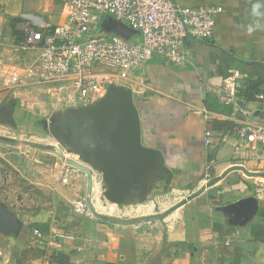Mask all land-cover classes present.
I'll return each instance as SVG.
<instances>
[{
  "label": "crops",
  "instance_id": "obj_1",
  "mask_svg": "<svg viewBox=\"0 0 264 264\" xmlns=\"http://www.w3.org/2000/svg\"><path fill=\"white\" fill-rule=\"evenodd\" d=\"M53 1L0 0V29L9 32L7 14L14 18L10 22L17 29L26 24L37 29L56 27L64 17ZM175 1L186 6L221 5L223 11L215 16L210 38L185 40L192 54L191 63L175 64L156 56L131 71L130 79L117 84L133 91L142 140L162 154L165 170H150L144 179L149 194L167 185L193 184L196 190L233 164L264 171V145L236 148L244 119L233 104L221 102L218 95L228 77L238 72L239 103L254 118L264 121V110L257 98L264 93V29L252 35L246 31L255 0ZM7 34L11 38L15 35ZM138 39L140 35L135 33L130 41ZM39 90L22 86L16 93L34 94ZM42 98L50 108L43 92ZM27 100L29 96L21 101ZM49 113L53 112L49 109ZM207 130L213 133L210 144L206 143ZM96 169L94 177L104 192L107 183L103 171ZM19 171L20 181L12 175L7 177V190L16 193V202L11 200V193L4 201L14 226L0 227L3 263L17 264L14 252L32 248L33 256L27 258L30 264H264V219L260 216L264 193L257 179L241 171L230 173L205 192L217 194L215 204L221 207L243 197H256L258 212H252L251 218L244 210L241 215L228 214L210 201L193 207L177 223L167 226L125 225L76 212L74 202L87 195V175L74 171L68 182H63L67 174L64 163H25ZM209 189L216 193H207ZM142 195L136 193L129 199L138 202ZM7 205H14L13 210ZM107 205L116 206L113 202ZM35 224H48V233L56 226L73 232L75 238L48 249L47 242L44 246L34 234ZM41 249L46 253L40 255Z\"/></svg>",
  "mask_w": 264,
  "mask_h": 264
},
{
  "label": "built area",
  "instance_id": "obj_2",
  "mask_svg": "<svg viewBox=\"0 0 264 264\" xmlns=\"http://www.w3.org/2000/svg\"><path fill=\"white\" fill-rule=\"evenodd\" d=\"M222 11L221 5L186 6L175 0H61L64 20L56 27L37 29L26 24L13 38L0 29V75L11 89H41L52 114L93 105L106 95L110 85L130 79L131 71L153 57L175 64L191 63L185 40L210 38L215 16ZM106 16L136 30L140 39L127 41L103 31L101 23ZM238 77L234 72L218 91L220 101L233 104L244 119L236 148L264 145V121L254 118L239 103ZM137 90L142 92V87ZM257 98L264 110V93ZM205 135L210 144L212 131L207 130ZM64 166L67 174L62 180L68 182L75 169ZM97 180L94 177V185ZM73 207L78 213L92 214L85 197L77 199ZM34 234L45 238L48 249L75 238L73 232L56 226L46 235L40 229H34Z\"/></svg>",
  "mask_w": 264,
  "mask_h": 264
},
{
  "label": "water",
  "instance_id": "obj_3",
  "mask_svg": "<svg viewBox=\"0 0 264 264\" xmlns=\"http://www.w3.org/2000/svg\"><path fill=\"white\" fill-rule=\"evenodd\" d=\"M101 27L103 31L120 35L127 41H130L128 37L137 33L136 30L112 16H106ZM12 113L13 107L8 111L7 116ZM51 119L53 120L52 131L67 148L80 153L85 160L93 162L90 164L101 168L107 183L104 195L110 202L122 204L129 202L131 200L129 198L133 194H143L147 172L153 169L158 173L165 170L162 154L145 145L142 140L140 113L130 88L112 84L106 95L95 104L54 113ZM0 140L56 151L63 159L86 173V202L92 215L99 219L123 224L165 217L230 173L241 171L247 176L264 177V171H251L242 164H233L163 211L122 217L100 211L95 206L92 196L94 175L92 169L87 165L89 163L85 164L67 157L63 149L54 143H43L2 134H0ZM128 191H132V193L127 195ZM258 207L257 198L247 196L221 208L226 213H234L236 216L243 214V210L247 211L249 219L252 217H250L252 212H258ZM6 210V206L0 203V227L3 225L13 227L14 221Z\"/></svg>",
  "mask_w": 264,
  "mask_h": 264
},
{
  "label": "rangeland",
  "instance_id": "obj_4",
  "mask_svg": "<svg viewBox=\"0 0 264 264\" xmlns=\"http://www.w3.org/2000/svg\"><path fill=\"white\" fill-rule=\"evenodd\" d=\"M53 2L54 4L58 3L57 5L60 10L61 0H54ZM5 16L7 18V25L9 26V28L7 29L9 30V32L7 31V33H12L13 30L12 27L10 26L11 25L10 23L12 22L10 21H13L14 18L10 17V15L8 14ZM104 27L106 26L104 25ZM128 39H131V37H128ZM17 90L18 89H11L8 86L6 87L0 75V109H1L0 134L15 136L21 139H31L43 143H54L59 147H61V149H63L67 157L85 164L93 163L85 160L80 153L71 150L70 148H67V146H65L62 143V141L59 139V137L52 131L51 125L53 124V120L51 119V116L53 114L49 113V109H50L49 105L46 104L45 103L46 100L42 98L41 90L37 91L34 94L23 93L22 95L20 94L17 95L16 93ZM28 96L30 98V101L29 100L24 102L21 101L22 99L27 98ZM12 102H14L13 105ZM12 107H13L12 115L7 116L8 111L12 109ZM25 163H62V164L65 163L71 169H75V171L79 172L80 174L86 175V173L83 170L74 166L66 159H63L54 150L37 148L23 144H14L0 140V203L3 206H6L4 201L6 200V197L9 196L10 193L13 194L11 200L13 202H16L15 200L16 193L15 192L13 193V191L8 192L7 190V187L10 185L9 183H7V181L10 182V180L7 177L12 175L15 177L16 181H20L19 177L21 176L19 169ZM90 165L95 167V168L90 167L94 175V173H97L96 171L97 166L94 164H90ZM244 175L248 178L257 179L259 189L260 191H262V193H264V189H263L264 187L261 188V182H260V180H262V178L264 177L261 176L251 177V176H247L246 174ZM97 181L95 182L92 192L93 200L95 201V203L100 204L97 206V208L99 210H103L105 212L116 214L122 217H131L134 215L163 211L172 204L185 198L189 193L195 190L193 184H189L188 186L179 184V187H175V186L173 187L167 185V186H162L160 189L156 190L155 192H151L150 194L147 193V191H145L142 195L143 197L140 200H138V202L129 201V202H124L122 204L115 203L116 206H112V205H107V203H109L110 201L105 197L100 181L99 180ZM210 191L211 193H216V190H213L214 191L213 192L210 189L207 191V193ZM203 193L200 194L201 196L200 195L197 196L193 200L187 202L186 204L179 207L178 209H176L175 211H173L172 213H170L165 217L148 219L140 222L128 223L125 225H133L137 223L146 224V225L148 224H162L165 226H167L168 224L173 225L177 223L179 219L182 218L184 213L185 214L189 213V211L192 210L193 207L194 208L195 206L196 208L202 207L203 205L209 204L208 202L210 201L213 207L221 208V205L219 206L215 204L216 198L214 197L217 194L209 195L206 194V192L204 194ZM7 206L11 209L14 207V205H7ZM91 216L93 215L91 214ZM3 258H4V254L0 256V264H7V263H3L4 260ZM8 264H14V263H8Z\"/></svg>",
  "mask_w": 264,
  "mask_h": 264
},
{
  "label": "trees",
  "instance_id": "obj_5",
  "mask_svg": "<svg viewBox=\"0 0 264 264\" xmlns=\"http://www.w3.org/2000/svg\"><path fill=\"white\" fill-rule=\"evenodd\" d=\"M12 30L15 34H21L19 30H17L16 25L14 26V23L12 22ZM260 216H262V219H264V209L261 210ZM260 224H263L262 222ZM264 225V224H263ZM34 227H37V229L40 228V230L44 233L47 234L49 231V225L48 224H35ZM38 238V237H37ZM39 240L44 242V246H46V240L45 238H38ZM32 248H24L21 250V252L15 251L14 252V259L17 260V264H30L28 261L29 256L32 255ZM46 253V250L41 249L40 255Z\"/></svg>",
  "mask_w": 264,
  "mask_h": 264
},
{
  "label": "clouds",
  "instance_id": "obj_6",
  "mask_svg": "<svg viewBox=\"0 0 264 264\" xmlns=\"http://www.w3.org/2000/svg\"><path fill=\"white\" fill-rule=\"evenodd\" d=\"M249 15L252 20L246 26L248 35H252L257 31L264 29V0H255L251 5Z\"/></svg>",
  "mask_w": 264,
  "mask_h": 264
},
{
  "label": "bare ground",
  "instance_id": "obj_7",
  "mask_svg": "<svg viewBox=\"0 0 264 264\" xmlns=\"http://www.w3.org/2000/svg\"><path fill=\"white\" fill-rule=\"evenodd\" d=\"M260 182H261V188H263L264 187V181L263 180H260ZM264 189V188H263ZM112 203V202H111ZM107 208V207H106ZM149 210V209H148Z\"/></svg>",
  "mask_w": 264,
  "mask_h": 264
}]
</instances>
